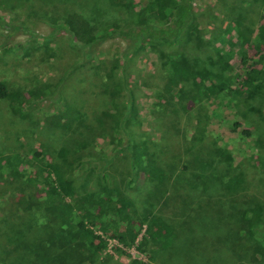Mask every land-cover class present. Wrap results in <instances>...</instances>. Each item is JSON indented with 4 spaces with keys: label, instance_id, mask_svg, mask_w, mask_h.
<instances>
[{
    "label": "rangeland",
    "instance_id": "rangeland-1",
    "mask_svg": "<svg viewBox=\"0 0 264 264\" xmlns=\"http://www.w3.org/2000/svg\"><path fill=\"white\" fill-rule=\"evenodd\" d=\"M149 1L0 0V81L18 93L0 99V158L19 159L18 176L0 178V264H264V170L255 163L264 155V46L256 36L264 0H194L177 47L143 41L127 53L115 34L135 33ZM237 39L249 43L245 60L219 62L226 41ZM168 54L181 56L196 80L219 88L224 75L241 94L239 84L254 81L251 64L262 74L239 101L224 90L202 100L195 80L167 87ZM131 143L158 173L128 186ZM41 162L54 166L49 178L64 179L70 204L91 199L106 173L137 234L123 243L117 226L88 225L105 243L93 261L62 240L51 246L61 226L28 205L49 183ZM228 177L240 180L237 190L225 186ZM151 218L171 230L168 249L146 237ZM248 224L260 246L247 238Z\"/></svg>",
    "mask_w": 264,
    "mask_h": 264
},
{
    "label": "trees",
    "instance_id": "trees-1",
    "mask_svg": "<svg viewBox=\"0 0 264 264\" xmlns=\"http://www.w3.org/2000/svg\"><path fill=\"white\" fill-rule=\"evenodd\" d=\"M194 0H150L146 6L142 8L141 18L137 23V28L135 33L124 34L122 32H117L115 35L127 41V53L131 51L135 52L139 49L143 41H148L151 44L162 46L170 49L171 47H177L181 40V36L184 35L188 23L191 19V6ZM155 19L161 22L162 25L156 27L152 24ZM258 43L264 46V17L263 23L256 34ZM107 37L104 33L101 39ZM229 49L224 53V58L219 59V62L223 61L227 63L230 59L238 57L239 61L245 60V51L243 50L244 44H249L243 40L237 39L236 42L226 41ZM255 47H258L257 43ZM236 53L233 54V52ZM255 64L250 65V69L254 75V81H248L239 84L244 87L243 94L242 90L230 89L228 87L227 78L221 75L220 82H216L219 88H215L213 85L214 80L212 78H206L203 80H196V77L192 74L191 70L181 61V56L178 54H168L162 63V70L166 78V85L170 89H174L177 86L188 80H195L198 88L196 92L202 100H216L219 93L223 90L224 93L228 95L233 100L239 101L240 97L245 96L247 91L254 88L257 80L260 79V69L255 68ZM230 68L226 66L224 68L229 70ZM215 84V83H214ZM264 85V84H263ZM223 93V94H224ZM130 94V93H129ZM18 93L11 91L7 88L6 84L0 81V99H8L10 101L16 99ZM129 96V95H128ZM237 103V102H236ZM17 109V105L13 106ZM128 109H133V102L131 95L129 96ZM238 123L232 126V131L238 128ZM231 131V132H232ZM240 135L247 138L249 132L241 131ZM129 150L130 163H129V179L127 185L131 186L136 182V177L147 176L154 177L155 173H158L154 168L144 163V156L146 150L143 146L139 144H132ZM42 153L37 152L32 154L34 159H38ZM42 161L39 158L38 161ZM17 156L9 158H0V178L6 174L9 177H17V172L12 168L14 162H18ZM38 164V170L46 171V179L49 181L45 190L43 191V198L41 200L31 199L28 205L32 210L41 212L47 218L56 221L61 226V230L56 231L50 238V245L53 246L58 240H62V247L67 248L70 252H73L76 248L81 249L88 256L89 261H93L94 258L102 251L105 243L102 238L95 235L90 229L87 228L89 225H102L106 226V223H111L110 226H117L120 230V235L118 234L116 239L120 242L125 241V235L131 234L133 237L139 231V227L136 229L135 224L132 221L126 220V215L122 213L123 209L119 208L120 203L124 199L117 196V191L113 188L109 182L106 173H101L98 179V189L93 197L89 200H76L73 204L65 201V182L61 176H58L54 172V179L49 178L51 173L49 172V167L54 170V166L51 163ZM255 163L263 171L264 170V155L256 157ZM238 178H226L224 180L225 186L230 191H235L239 186ZM115 198V200H113ZM118 205V206H117ZM140 226V225H139ZM256 224L247 226V231L245 234L247 238L251 240L257 246H260L258 242H254L252 236L255 233ZM104 233L107 232V228H103ZM125 230V232H124ZM123 231V233H121ZM145 234L148 238H154L158 244L163 247L162 250H166L171 246L173 239L172 232L159 218H151L146 223ZM124 237V238H123ZM124 243V242H123ZM262 254L263 251H262ZM261 254V255H262Z\"/></svg>",
    "mask_w": 264,
    "mask_h": 264
}]
</instances>
